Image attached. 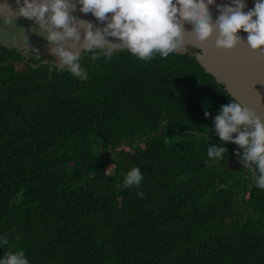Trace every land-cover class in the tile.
<instances>
[{"label": "trees", "instance_id": "obj_1", "mask_svg": "<svg viewBox=\"0 0 264 264\" xmlns=\"http://www.w3.org/2000/svg\"><path fill=\"white\" fill-rule=\"evenodd\" d=\"M41 60L0 43V259L264 264L258 170L228 142L207 156L237 101L196 57L96 49L86 79ZM133 167L143 179L125 187Z\"/></svg>", "mask_w": 264, "mask_h": 264}, {"label": "clouds", "instance_id": "obj_2", "mask_svg": "<svg viewBox=\"0 0 264 264\" xmlns=\"http://www.w3.org/2000/svg\"><path fill=\"white\" fill-rule=\"evenodd\" d=\"M80 11L91 13L103 28H95L86 21H77L70 15L75 6L69 0H23L18 15L38 23V29L59 60L61 68L67 66L75 77L87 78L79 63L81 52L93 53L103 50L111 57L115 51L127 49L142 60L150 59L154 53L167 57L171 53L183 52L186 45L198 47L215 37V47L226 51L244 43L238 33H247L246 45L253 52L264 54V0H257L254 9L244 11V0H232V5L217 6L220 13L213 22L210 6L215 0H78ZM20 4V0H17ZM3 13L6 23H16V15L7 8ZM193 26L185 32L184 24ZM83 29V40L81 31ZM185 33H190L196 43H187ZM119 41L112 43L107 38ZM28 41V37L25 35ZM78 46V51L68 45ZM99 55H92L93 61ZM205 116L208 113L205 112ZM215 132L222 142L219 147L209 146L207 156L219 160L231 142L243 149L242 162L252 171L258 170L257 186L264 189V120L253 110L231 101L222 106L214 118ZM233 134H236L235 139ZM240 156V153H236ZM207 163V161H206ZM255 165V169H251ZM143 177L138 167H133L124 180L125 187L139 186ZM142 195V193H138ZM8 243L7 238L3 240ZM0 264H29L23 251L6 252Z\"/></svg>", "mask_w": 264, "mask_h": 264}, {"label": "water", "instance_id": "obj_3", "mask_svg": "<svg viewBox=\"0 0 264 264\" xmlns=\"http://www.w3.org/2000/svg\"><path fill=\"white\" fill-rule=\"evenodd\" d=\"M71 5L75 6V11H70V15L75 17L77 21L90 22L95 28H103L105 24H102L96 20L91 14H84L80 11L82 7L78 0H69ZM245 9L247 12L254 9V5L257 0H244ZM7 6L13 14L16 15V19L30 21L34 25L38 23L33 20L25 19L18 15L19 7L23 5V0H20V4H17V0H0V7ZM231 6L232 0H215V4L210 6L209 10L212 15L213 22L218 18L219 12L217 6ZM7 9L0 8V18H3V13H6ZM185 32H191L193 26L191 24H184ZM81 31V41L83 40V29ZM244 43H241L237 48L231 51L217 49L215 47V37L208 42L196 46L186 45L183 52L176 54H190L196 57L197 61L205 68V70L213 75L216 81L224 85L227 92L242 106L253 110L262 120H264V54L253 52L246 45L247 33L242 30L238 33ZM112 43H119L114 38H107ZM185 41L187 43H196L194 37L190 33H185ZM16 47L24 51H35L44 58L39 65H33L35 68L41 65H49L51 73L54 71V67H60L57 65L59 60L51 52V47L47 45L42 51L36 50L30 46H21L18 42ZM70 50L78 51V46H73L71 43L68 45ZM122 50V49H121ZM82 53V52H81ZM81 55V54H80ZM53 58L54 61H50ZM23 64L30 63L28 60L22 61ZM67 67V66H65ZM64 68V67H63ZM166 123L162 124V127ZM236 134H233L235 139ZM229 144H234L228 142ZM236 145V144H235Z\"/></svg>", "mask_w": 264, "mask_h": 264}, {"label": "flooded vegetation", "instance_id": "obj_4", "mask_svg": "<svg viewBox=\"0 0 264 264\" xmlns=\"http://www.w3.org/2000/svg\"><path fill=\"white\" fill-rule=\"evenodd\" d=\"M3 19L4 18H0V20H3ZM16 21L18 22L17 25H15V27L17 29L16 31H18V30H20V31H18V33L16 31L15 32L12 31V32L19 34V37L16 38V40H12V42H13L12 44L8 42L10 46L7 43H5L3 40L2 41L0 40V43L5 44L9 47H16L15 42L19 41L21 45H27V46H30L36 50H39V51H42L47 45H49L45 39L38 36V35H44V33L42 32V30L38 29L37 25H34L30 21H27V20L16 19ZM25 35L28 37V41L25 39ZM19 50H21V49H19ZM21 51H23L24 54L26 52L31 53V56L27 57V58H31V57H34L36 59L42 58L38 54V52L24 51V50H21ZM33 53L36 55H32ZM41 61H44V58H42ZM50 61H54L53 58H50Z\"/></svg>", "mask_w": 264, "mask_h": 264}, {"label": "rangeland", "instance_id": "obj_5", "mask_svg": "<svg viewBox=\"0 0 264 264\" xmlns=\"http://www.w3.org/2000/svg\"><path fill=\"white\" fill-rule=\"evenodd\" d=\"M17 23L18 22L16 21V23L13 22L11 24H8L5 22L4 19L0 20V40L1 41L3 40L5 43H7L9 45V43H11V44L13 43L12 40H16V38L19 37V34H17V33L20 30L16 31L17 29L15 27V25H17ZM12 31H14V32L16 31L17 33H14ZM17 42L20 44L19 41H17ZM21 46H27V45H21ZM25 55H26V57H30L31 53L26 52ZM32 55H36V54L33 53Z\"/></svg>", "mask_w": 264, "mask_h": 264}]
</instances>
